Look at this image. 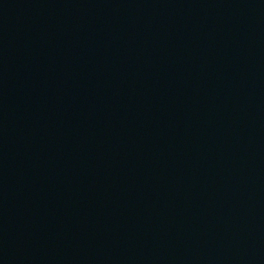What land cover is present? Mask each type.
I'll list each match as a JSON object with an SVG mask.
<instances>
[{"label":"water","instance_id":"95a60500","mask_svg":"<svg viewBox=\"0 0 264 264\" xmlns=\"http://www.w3.org/2000/svg\"><path fill=\"white\" fill-rule=\"evenodd\" d=\"M0 264H264V0H0Z\"/></svg>","mask_w":264,"mask_h":264}]
</instances>
